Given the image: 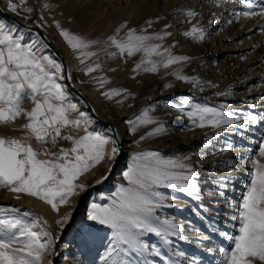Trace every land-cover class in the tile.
Wrapping results in <instances>:
<instances>
[{
  "label": "snow or ice",
  "instance_id": "obj_1",
  "mask_svg": "<svg viewBox=\"0 0 264 264\" xmlns=\"http://www.w3.org/2000/svg\"><path fill=\"white\" fill-rule=\"evenodd\" d=\"M37 4L33 7L28 0H7L6 9L22 17L23 25L0 14V125L9 127L18 119L26 121L18 129L23 135H0V189L12 193L15 199L24 195L36 198L57 213L71 197L87 190L81 182L85 173L105 160L114 167L122 155V141L113 129L95 128V109L82 110L86 101L73 96L71 72L58 54L50 51L42 31L54 27L72 50L82 65L80 71L88 77L80 83L94 84L105 99L123 105L135 99V93L125 87H108L112 83L108 73L120 67L105 68L108 61L119 59L126 65L129 59L139 57L133 61L132 79L163 73L203 93L218 88V83L184 71L193 58L174 52L179 41L168 43L175 35L169 29L187 25L180 35L203 42L210 29L219 27L217 16L222 12L230 13L228 25L253 18L264 20V0H211L221 13L210 9L206 19L202 8L181 5L173 10L175 25L164 23L160 30L149 31L167 18H149L143 25L125 20L111 34L90 38L56 20L52 14L59 5L52 0H37ZM237 4L239 8L226 7ZM46 14L52 16L51 24ZM256 27L264 34V23ZM173 86L169 82L164 88ZM254 87L250 85L245 91ZM236 91L229 86L214 92L218 104L200 101L190 91L168 105L167 114L182 115L188 121L185 129H209L212 137L206 134L197 150L187 155H165L158 150L131 155L121 182L110 194H101L107 202H93L87 213L90 232L106 230L100 238L103 251L97 248L98 264H213L217 253L220 264H264V162L260 159L264 158V139L259 141L258 150L245 158L249 174L238 201L230 198L237 158L217 161L207 170V176H201L205 171L202 157L210 149L226 156L236 151L230 137L239 136L237 143H242L250 130L264 128V93L233 102L229 98ZM26 100L31 101L29 109L23 106ZM158 107L159 101L149 104L124 121L133 135L152 126L135 143L167 134V123L153 114ZM61 142L71 147L65 148ZM220 166L225 171L221 172ZM111 171L109 167L96 185L107 181ZM181 198L190 201V206L174 203ZM222 201L233 209L228 221L232 228H225L214 215L220 211L214 205ZM174 209L186 210L208 223L200 228L186 217L178 219ZM69 220V215H63L55 224L63 230ZM214 239L220 243L213 244ZM59 241L60 235L49 229L43 217L31 210L0 205V264H44L47 256L60 255ZM84 243L87 246V238Z\"/></svg>",
  "mask_w": 264,
  "mask_h": 264
},
{
  "label": "bare ground",
  "instance_id": "obj_2",
  "mask_svg": "<svg viewBox=\"0 0 264 264\" xmlns=\"http://www.w3.org/2000/svg\"><path fill=\"white\" fill-rule=\"evenodd\" d=\"M53 2L62 5V14L66 18H71L74 26L83 24L85 25L89 20L99 17L129 18L131 16L137 15V13H142L140 11H143L146 8L154 16L158 14L162 15L165 11H173L181 5H194L198 9L202 8L205 19L208 17L210 9L211 11L221 13L220 9H217L211 5V0H53ZM0 6L3 8L2 5ZM226 7L239 8L240 5H227ZM3 10L5 9L3 8ZM228 18H230L229 12H222V14H219L217 16L219 27L210 29V35L203 42L193 43L189 41L188 38H184L182 37V35H180V33L185 30L187 25H185L184 27H180V30H178L176 33V38L182 43L183 52L193 58V63H196V61H200V65H211L213 67L212 70H210V76L207 80L218 83L220 90L229 86L237 89L236 94L229 98L233 102H235L239 101L242 97L258 96L264 93V84L261 83L262 78H264V63H259V61L264 60V34H261L256 27L258 24L264 23V20H261L260 18H253L248 20H241L238 23L228 25L226 24V20ZM174 24H177V19H174ZM250 29L255 30L249 31ZM255 44H258L259 46L253 48V45ZM62 55L66 61L68 70L69 67L76 68L79 66L77 61L69 57V54ZM242 56H246L247 59L242 60ZM227 57L230 61L219 67V65H217L219 60H221V58L226 59ZM201 73H204V70H202ZM148 80H151L153 82L161 81L163 85L169 82H172L173 85L176 84L174 79H172L170 76L163 75V73L159 75L152 74L150 75V77H148ZM183 85L185 86L184 83ZM250 85H254V89L250 92L245 91V89ZM196 93L201 94V92L199 91H197ZM82 94L85 97L89 98V96H92L94 93L83 91ZM92 107L93 109H95V113L99 116V118L112 122L111 120L104 118L97 113L96 105L95 107ZM104 114L121 117L115 107L105 108ZM94 126L96 128H101V126L97 123H95ZM115 126L117 128V133L119 134L121 141L125 145L124 148H126V142L130 141V136H124V133L119 130L116 124ZM171 128H173V126ZM101 129L107 130L105 128ZM170 132L171 133L166 135L155 136L153 139H148V141H145V139L143 142H140V147L134 148L138 150H158L165 155L180 156L186 155L188 151L194 150L196 145L200 144V141L204 139L206 134L209 137H212V132L209 129H204L201 132H194L185 129V127H183V130L179 127H174L173 130H170ZM262 134H264V128H261L259 130H250L243 137L242 143H237V141H240L241 139L239 136H235V139H232V137H230L235 144L236 151L228 152L225 156L218 154L217 151L214 152L209 150L207 156L202 157L204 163L209 166L213 165L215 159L217 158L220 159L218 161L225 160L229 157L237 158V166L231 174L232 180L235 183V188L230 189L231 199L238 201L242 191L244 190V186L247 182L249 174L247 170L250 167V165L246 163L245 158L248 156L249 152H253V149L257 144V139ZM110 167L113 166L111 165ZM220 168L222 169L221 172L225 171L222 166H220ZM236 173H239L241 175L240 177L235 179L234 175ZM120 174L121 172H117V174H115V176L111 178V182L114 181L117 184L120 180ZM87 178L88 176L85 179ZM82 194L83 192L80 193V195L77 196L73 201L71 212L68 214L70 216V220L65 225V227H68V232L59 241L58 250H60L59 252L61 253V258H59L61 260L59 262L60 264L67 262V259L63 257V254L67 248L68 242L70 241L69 239L73 235L72 233H74V231L72 230L75 229V225H77L81 221L80 216L83 212L82 210L78 212L74 219V222L71 223L77 201L82 196ZM94 195L95 194H93L92 196ZM92 196L87 203L92 204L93 202L98 200L97 196H94L93 198ZM14 205H16V203ZM220 205H222L224 208L215 215L216 217L221 218L223 226L225 228H228L232 225L231 223H228V221L233 217V209L227 201H222ZM19 207L22 210L30 209L33 213L43 217V219L47 221L49 229L53 232V224L51 221L53 217L48 212L49 210H47V207L41 205L38 202L26 203ZM61 231L59 232V235ZM77 231V236H80L79 234L82 233V229L78 228ZM52 257L53 256H50L49 260H52ZM57 259L58 258H56V260Z\"/></svg>",
  "mask_w": 264,
  "mask_h": 264
},
{
  "label": "rangeland",
  "instance_id": "obj_3",
  "mask_svg": "<svg viewBox=\"0 0 264 264\" xmlns=\"http://www.w3.org/2000/svg\"><path fill=\"white\" fill-rule=\"evenodd\" d=\"M41 2H42V0H41ZM52 2H53V0H52ZM6 3H7V0H0V5H2L3 8L8 13L14 15L13 13H11L10 11H8L6 9ZM53 3H55V2H53ZM28 4H29V6L38 7L37 0H28ZM58 5H59V7L56 8L55 12L52 14L55 17V19L59 20L65 28H68L71 31L79 33V34L86 35L90 38H95L98 36L103 37V36L111 34L114 31V29L125 20L130 21L131 25H143L144 21L149 19V18H154L156 16H164L167 18L166 20H161L160 23L154 24L153 28L149 30V31H158L163 27L164 23L174 24V19H176L174 11H165V12H163L162 15L158 14V15L154 16L146 8L145 10L140 11L142 13H137V15L131 16L129 18H126V17H99V18H94V19L89 20L85 25L83 24V25H79V26H77V25L74 26L72 19L66 18L62 14V11H63L62 5L59 3H58ZM148 8H150V7H148ZM33 16L35 18V14H33ZM46 16H47V14H46ZM16 17L19 18L21 21L25 22L22 19V17H20V16H16ZM47 18L49 20V23L51 24L52 16H47ZM180 19H182V17H180ZM27 23L31 24V21H28ZM178 30H180V27H174V28L169 29V31H172L175 33L174 37L169 38V40H168L169 44H171L173 42V40H178L176 38V33ZM43 32L51 40V42H53L55 47L62 54H69L70 55L69 57L74 59L75 61H77V63L79 64V61L76 59L72 50L69 48V46L66 44V42L59 35L58 31L54 27H50L46 31H43ZM188 39H189V41L196 43V41H193L190 38H188ZM174 52L176 54L186 55L183 52L182 43L180 41H179V45L176 48H174ZM138 58L139 57H134L132 59H129V61L126 65L123 64L119 59H117L115 61H108L105 64V68H108V67L114 68L117 65H120L118 71L108 73V76L111 78V81H112L111 85H109L108 87H125V88L130 89L133 93H135V99H129V100L125 101V103L123 105L116 103V100L105 99L96 90V86L94 84H89V83L82 84V83H80V81H82V80H84V81L88 80V77L85 76L80 71V68L82 67V65L79 64V66L76 68H74V67L70 68L69 67V70H70L71 75H72V81H73L74 85L77 87V89H79L81 92L88 91V92L94 93L92 96H89L93 102L94 101H100L101 103H103L106 106L108 105L109 107H113V108L115 107V109L121 115V117L118 119V125L117 124L116 125L119 126V128L121 129L120 131H122L125 136H130V141L126 142V146H127L126 155H125L126 160H125L124 167H122V170L120 171L121 173L125 169L126 165L130 162L131 155L134 152L142 150V149L138 150V149L134 148V147H137V148L140 147V142L135 143L134 141H138L139 137L141 135H145L148 131L151 130V127H152V126H146V127L141 128L139 130V132L136 133L135 135L130 134L127 131V125L124 123V121L126 119L132 117L134 113H138V112L142 111L149 104L155 105L156 102L159 101V107L157 108V110L153 114L158 119L164 120L167 123V126H168L167 134H169V133H171L170 130L171 129L173 130L174 127H179L180 129H183V127L188 123V121L182 115L167 114L169 112L168 105L180 100L185 94H187L191 91L197 97V99L200 101H206L209 103H217V104L219 103V98H217L216 96L213 95L214 92H217L220 90L219 87L215 88V89H206L203 93L197 94L196 93L197 91L195 92V90H193L190 85L185 84V86H184L183 83L181 84V82H178V81H175L176 84L171 89H165L164 85L161 81L153 82L151 80H148V77H150V75H152V74H145V75L138 76L135 80L132 79L131 78L132 77L131 68L133 67V61L138 59ZM229 61L230 60L228 57L226 59L221 58V60H219L217 65H219V67H220V66H223L225 63H228ZM212 68L213 67L211 65H200V61H196V63H192L190 66L186 67L184 69V71L187 74H195V75L199 76L200 78L207 80L208 77L210 76V70H212ZM202 70H204V73H201ZM170 77L172 79H174L172 76H170ZM168 98H170V99H168ZM117 99H119V98H117ZM23 106L25 109L31 108V106H32L31 101L26 100L24 102ZM25 122L26 121L24 119H18L15 122V124H13L9 127L0 125V135L13 136V137L23 135V133L21 131H19L18 129ZM172 126H173V128H171ZM14 129H16V130H14ZM203 130L204 129L196 128V129L191 130V131L201 132ZM101 131H106V130L102 129ZM153 138L154 137L146 138L145 141H148V139H153ZM235 138L236 137H232V139H235ZM262 139H264V134H262L257 139V144L254 147L253 152H256L258 150V143ZM33 143L35 145V142H33ZM61 143H62V146L65 148L71 147V145L68 142H61ZM198 145H196L195 149L192 151H196L198 148ZM51 150L55 151L56 149L53 148ZM192 151H188L186 153V155ZM211 151H214V150H211ZM260 159L262 160V162H264V158H260ZM218 160H220V159H218V158L215 159L214 163H216ZM106 162H107V160L103 161L100 165H98L93 170L96 169V170L101 171L103 169L98 174V175H103L106 172L105 168H107V166L105 167ZM209 168H210V166L207 165L206 163H204L205 171L201 172L202 178L209 174L207 171ZM221 170L222 169L220 168V171ZM240 175L241 174L236 173L234 175L235 179L240 177ZM82 177H81V182L84 183V180L82 179ZM99 177L100 176H98L97 178H99ZM121 179H122V177L120 174L119 182H121ZM95 181H96V178H92V179H89L88 181H85L84 184L88 187L90 184L94 183ZM115 185H116V183L114 181H112V182L110 181V183L106 184L103 188L96 191L94 196H97L98 200L95 201V203H106L107 202L106 200L101 199V194H104L105 196L110 194V191L114 190ZM94 196H92V198ZM73 197L70 198L69 203L67 205L60 206V211L57 213V212L53 211L49 205L45 204L44 202H42L36 198L24 195L21 197V199H15L13 197L12 193L8 192L5 189H0V205H5V206L6 205H13L15 207L20 208L19 206L24 205L26 203L38 202L41 205L47 207V210H49L48 212L53 217L51 220L52 224H53L52 230L54 233H57V234H59V232L62 229L58 225L55 224V220L59 219L63 215H68L71 212V208L73 206V201H74ZM15 203H16V205H14ZM174 203L176 205L183 206L186 208V207L190 206L191 202L186 201L185 199L181 198V199L176 200ZM90 206H91V204L87 203L85 211H83L81 216H80L81 221L77 225H75L76 228L72 230V231H74V233H72L73 235L69 239L70 241L68 242L67 248L63 254L64 255L63 257H65V259H67V262H64L63 264H98L97 248H100V238L105 235L106 230L101 229L99 232H97V231H91L90 232L89 231L90 222L87 220V213L90 210ZM214 207L219 208V210H222L224 208L220 204L214 205ZM172 211L177 213L178 219L186 217L188 220L195 221L196 225L200 228H203L208 223L207 221L201 222V221L197 220L196 217L192 216L186 210L185 211H179V209H174ZM216 218L219 220H222L219 217H216ZM95 227H99V226H95ZM232 227H233V225H231L228 228H232ZM78 228L82 229V233L79 234L80 236H77L78 233H76ZM86 238L88 240L87 246L85 245V243H83ZM219 243H220L219 241H217L215 239L213 240V244L218 245ZM58 247H59V245H58ZM100 251L102 252L103 249L100 248ZM218 256H219V254L217 253L216 256L213 257V264H220V259L218 258ZM49 257L50 256L46 257L44 264H47ZM54 257H55V259H54ZM56 258H58V259L56 260ZM59 258H61V253H60L59 257L53 256L52 257L53 264H60L59 262L61 260Z\"/></svg>",
  "mask_w": 264,
  "mask_h": 264
},
{
  "label": "water",
  "instance_id": "obj_4",
  "mask_svg": "<svg viewBox=\"0 0 264 264\" xmlns=\"http://www.w3.org/2000/svg\"><path fill=\"white\" fill-rule=\"evenodd\" d=\"M0 14H2L3 16L9 18L10 20L17 21L21 25H23L25 23V22L21 21L19 18H17L16 16H14V15L6 12L5 10H3V8L1 6H0ZM33 27H34V25H33ZM41 34L43 36H46V34L43 31L41 32ZM47 42L51 45L50 51H54L55 53H57L58 54V57L57 58L59 60H62L64 62V64L66 65V67H67L66 61H65L62 53L55 47V45L53 44V42H51L50 39L47 38ZM67 69H68V67H67ZM71 84L73 85V87L70 89V91L72 92V94L75 95L76 97H78L81 101H86V103H87V106L86 107H83V110L84 111H88L90 109H93L90 100L87 97H85L82 94V92H80L79 89H77L75 87L73 81H71ZM94 116H95L96 123L98 125H100L101 128H105V129H109L110 128V129H113L115 131V133H117V128H116V126H115L114 123L99 118V116L96 113H94ZM124 146L125 145L122 142V155L120 157H118L117 161H115L114 167H112L111 174H110L109 178L107 179V181H105L103 184H100V185H96L95 182L92 183V184H90L87 187V190L84 191L83 194H82V196L78 199L77 204H76V207H75V210L73 212V219H72V222L71 223L74 222V219H75L76 215L78 214V212L80 210L85 211L87 202L90 199V197L93 194H95L96 191H98L99 189L103 188L106 184L110 183L111 178L114 177L115 174H117V172H120L121 169H122V167H124L125 160H126V158H125L126 149L124 148ZM93 185H95V186H93ZM67 232H68V227H65L61 231V233H60V239L62 237H64L67 234Z\"/></svg>",
  "mask_w": 264,
  "mask_h": 264
},
{
  "label": "crops",
  "instance_id": "obj_5",
  "mask_svg": "<svg viewBox=\"0 0 264 264\" xmlns=\"http://www.w3.org/2000/svg\"><path fill=\"white\" fill-rule=\"evenodd\" d=\"M89 99H90V102H91V104H92V106H94L95 107V105H96V108L97 109H99V110H97L96 109V111H97V113L99 114V115H101V116H103L104 118H107V119H109V120H111L112 122H114L115 124H117L118 125V119L120 118V117H117V116H113V115H110V114H104V112H105V108H107V107H109L108 105L106 106V105H104L103 103H101L100 101H92V99L89 97ZM96 102V103H95ZM94 103V104H93ZM82 110H83V108H82ZM120 115V114H119ZM118 115V116H119ZM121 116V115H120ZM118 128H119V126H117ZM96 128V127H95ZM97 130H102L100 127L99 128H96ZM119 130H121L120 128H119ZM125 136V135H124ZM126 148H127V146H126ZM125 148V149H126ZM107 166V168H105V171H107V169L109 168V166H111V164L107 161L106 163H105V167ZM103 170V169H102ZM101 170V171H102ZM101 171H99V170H92V171H90V172H88V173H86V174H84L83 175V177H82V179L84 180V183H85V181H88L89 179H92V178H96L97 179V177L98 176H101V175H98ZM88 176V178L87 179H85V177H87ZM76 198V196H74L73 197V199H75Z\"/></svg>",
  "mask_w": 264,
  "mask_h": 264
}]
</instances>
